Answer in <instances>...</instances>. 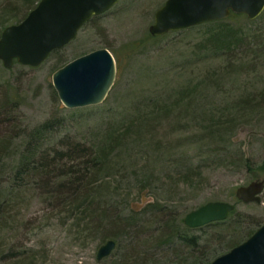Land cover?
Returning <instances> with one entry per match:
<instances>
[{
    "label": "rangeland",
    "instance_id": "obj_1",
    "mask_svg": "<svg viewBox=\"0 0 264 264\" xmlns=\"http://www.w3.org/2000/svg\"><path fill=\"white\" fill-rule=\"evenodd\" d=\"M164 1L118 0L36 67L6 68L0 60V100L8 97L16 115L9 127L0 116V138L8 129L13 138L0 151L7 210L0 217V264L162 262L177 257L175 244L180 255L193 253L180 235L225 248L264 223V188L259 202L235 196L238 186L264 179V11L256 19L243 14L151 36ZM26 3L0 0V33L26 12ZM211 33L222 35L221 45L236 46L209 50L217 45L206 44ZM101 47L117 65L106 98L67 108L52 73ZM46 120L49 127L31 137ZM26 158L36 172L15 177ZM79 179L92 180L93 196L107 212L103 228L74 225L86 217L77 211L71 218L70 205L59 201L65 194L54 191ZM210 200L235 207L224 223L187 227L185 214ZM113 233L111 253L97 259L101 237Z\"/></svg>",
    "mask_w": 264,
    "mask_h": 264
},
{
    "label": "water",
    "instance_id": "obj_2",
    "mask_svg": "<svg viewBox=\"0 0 264 264\" xmlns=\"http://www.w3.org/2000/svg\"><path fill=\"white\" fill-rule=\"evenodd\" d=\"M118 0H38L18 22L6 25L0 33V60L10 68L14 62L36 67L49 54L73 40L90 18L110 9ZM264 10V0H165L155 11L149 26L153 36L177 31L205 22L222 20L231 13L255 19ZM117 74L112 53L104 47L84 53L57 68L52 84L67 108L101 103ZM264 179L238 186L235 196L243 202H259ZM234 203L210 200L185 214L188 227L225 220ZM115 246L106 240L97 251V259L108 256ZM207 264H264V223L249 237Z\"/></svg>",
    "mask_w": 264,
    "mask_h": 264
},
{
    "label": "trees",
    "instance_id": "obj_3",
    "mask_svg": "<svg viewBox=\"0 0 264 264\" xmlns=\"http://www.w3.org/2000/svg\"><path fill=\"white\" fill-rule=\"evenodd\" d=\"M25 1H27L26 8H25L26 12H24L23 15L12 16V21L13 22L20 21L27 14V12L32 7H34L35 4L38 2V0H25ZM242 15L243 14L231 13L228 18H238V17H241ZM97 16L98 15L93 16L87 22L91 21L92 19H94V17H97ZM225 20L226 19L217 20V21H211V22L223 23V22H225ZM206 23H209V22H206ZM203 24L204 23L196 25V26H200V25H203ZM196 26H194V27H196ZM221 37H222V35L220 33H211L206 38L205 42H206V44L210 43V44H217V45H212L211 47H207V48L209 50L213 51V52L220 51V50H225L227 52V51H231L233 49V47L236 46V41H234V40H227L224 45H221L220 44L221 43ZM10 101L11 100H9L8 97L1 98V100H0V116L2 118L1 119L2 120L1 123L2 124L6 123L7 127L10 126V122H12L15 119V117H16L15 114H11V112L13 111V106L10 103ZM50 122H51V120H46L44 123H42L40 125V127L36 128V129H38L37 131H34V132L31 131L32 132L30 134L31 137H34L36 134H38L40 130H42V132L45 131L49 127ZM12 141H13V138H12L10 130L8 129L7 135L4 136L3 138H0V151H2L5 148L8 149L7 147H9L8 145L11 144ZM35 147H33L34 148V152L31 153L32 156L36 153ZM26 149L29 150L28 148H26ZM28 160H29V158H26V160L22 163L21 167L16 171L15 177H17L20 173L22 175L23 173L25 174V173H29V172H32V173L36 172L35 169L38 168L37 165L36 166H32V164L31 165H25ZM88 174L90 175V171H88ZM74 180L75 179H73V180H71V181H69L67 183L68 184L70 183V185H71L74 182ZM91 181H92L91 179H89L87 181L84 180V179H79V180H77L78 183L74 184L73 188L63 189L62 187H58L54 191H56L58 193L63 192L65 194L64 196L59 198V201L62 204H64V205H70V207H71V210H70L71 211V218H73L72 217V212H75V214H73V215H75V216L78 215V214H76L77 211H80L79 214H81V215H83V217L87 218V220H86V218H83V219L82 218H75L76 222H75L74 225H79L80 223H84L85 225H91L93 223V224H95V226L98 225L99 227L103 228V226L101 224L102 223L101 221L105 220L107 218V214H106L107 212L102 207V205H100L101 202L98 203L95 200V198L93 196L94 194L92 193L93 188L91 187V184H92ZM1 199L2 198H0V217L3 218L4 217V213L7 212V210L5 209L6 200H2L1 201ZM144 201H148L147 198L144 199ZM146 205L152 206L153 203L151 201H148L146 203ZM80 208H81V210H78ZM224 222H225V220L215 221V222H210L207 225H210L212 223H224ZM261 224H259L257 226V228ZM201 227H199V229ZM256 229L252 230L251 233H249V235H247V237L250 236ZM112 237L118 239L117 234L113 233L111 235L106 234V235L102 236L101 240L102 241H106L108 239H113ZM172 240H173V238H171V237L168 238V242H167V243H169L168 245H171V241ZM179 240L182 241L181 245H185L188 248L191 247L192 250H193V253L187 255L186 253L192 251V250H189V251H185L183 253V254H186V255H180V253H182V251H180L179 250L180 248H177V245L175 244L176 248H174V251L177 252V257L176 258H171L169 260H165V261H162V262L151 258L153 260L149 264H207L211 260H213L216 256L225 253L230 248H232L233 246H235V245L240 243V242H236L235 243L234 241H231V242H229V244H227V246H225V248H228V249L224 250L225 248H223L220 245H217V246L212 247V248L211 247L206 248V246H203V245H201L199 243L198 237L196 235H192V236H189L188 234L180 235V239ZM175 242H177V241H175ZM178 254H179V256H178ZM25 264H30V262L27 261ZM139 264H145V263H139Z\"/></svg>",
    "mask_w": 264,
    "mask_h": 264
}]
</instances>
